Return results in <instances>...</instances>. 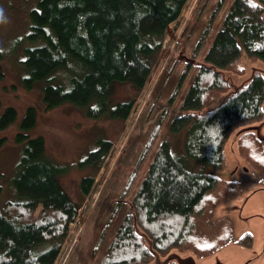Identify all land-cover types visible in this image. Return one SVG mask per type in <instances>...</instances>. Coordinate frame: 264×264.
Listing matches in <instances>:
<instances>
[{"label": "trees", "instance_id": "trees-1", "mask_svg": "<svg viewBox=\"0 0 264 264\" xmlns=\"http://www.w3.org/2000/svg\"><path fill=\"white\" fill-rule=\"evenodd\" d=\"M189 1L40 0L30 12L29 37L41 40L42 44L27 50L24 65L29 77L24 79L25 86L31 89L34 82H45L43 99L47 109L70 102L84 107L88 117L99 118L109 112L110 118L125 123L136 100L120 102L109 110V96L115 84L128 82L139 91L144 89L152 78L168 28L180 19ZM225 1L221 0L219 6ZM245 58L264 63V0L232 2L204 63L243 74ZM60 69L74 71L68 87L54 83ZM189 71L187 67L179 88ZM228 90L220 74L203 66L198 69L180 106L181 114L170 125L174 133L189 127L185 154L173 152L167 141L160 143L101 264L153 262L154 257L146 240L136 232L137 227L161 257L173 250L200 253L192 242L194 219L210 205L215 206L210 196L222 182L219 174L225 169V146L237 128L263 117L264 79L260 74L221 105L203 112L211 101ZM177 95L178 92L172 100ZM93 100L97 105L90 107ZM16 116L14 108H7L0 117V129L11 125ZM35 124L36 110L29 108L21 125L22 133L17 135V141L25 145L13 181L22 200L0 206V264H55L70 226L80 215V208L58 182L62 169L45 155L44 139H28L24 134ZM159 132L160 125L153 131L123 199L151 156ZM112 147L110 141H99L79 165L100 168ZM194 162L201 165L197 171L190 169L198 168ZM95 179V176L83 178L81 190L86 197ZM121 204L122 200L105 230L119 217ZM238 239L244 247L250 248L253 243L249 233Z\"/></svg>", "mask_w": 264, "mask_h": 264}, {"label": "rangeland", "instance_id": "rangeland-1", "mask_svg": "<svg viewBox=\"0 0 264 264\" xmlns=\"http://www.w3.org/2000/svg\"><path fill=\"white\" fill-rule=\"evenodd\" d=\"M39 1L0 0V13L6 18V22L0 23L3 74L0 79V117L10 107L17 112L15 121L0 129V206L22 200L13 185L25 145V142L17 141V135L22 133L21 125L27 110L34 108L36 124L24 134L28 139H44L46 157L62 169L57 176L61 188L80 208L79 218L70 226L68 239L55 264H101L160 143L167 141L173 152L185 154L189 127L174 133L170 125L180 116L186 93L204 64L205 55L234 0H226L221 6V0H190L180 19L168 28L152 78L144 89L139 91L128 82L115 84L109 96V110L120 102L136 100L125 123L110 118L109 112L99 118L88 117L84 107L70 102L47 109L43 99L45 82L36 81L31 89L25 86L24 79L29 77L24 65L27 50L42 44L41 40L34 41L29 37L30 12L37 8ZM263 64L245 58L243 74L222 72L230 85L229 91L232 93L249 82L253 73L246 71L247 68H259L264 77ZM187 67L190 71L179 88ZM73 72L58 70L54 83L68 87ZM176 92L178 95L172 100ZM223 96H217L206 109L213 108ZM96 105L94 100L89 104L90 107ZM158 125L160 132L151 156L123 199V192ZM249 131L264 139V102L260 121L239 127L232 133L225 146V169L219 174L221 185L210 196L215 206L210 205L194 219L192 242L200 253L173 250L166 256H156L153 264L168 261L175 264H264V218L257 216L264 215L259 213L260 210L264 212V165L259 169L257 164L261 159L256 149H246L250 154L244 155L237 142L238 136ZM246 139V144H250V138ZM99 141L113 143L103 165L98 169L93 165L81 167L79 163L97 148ZM194 163L198 168L190 169L199 170L201 165ZM87 176H95L96 182L86 197L81 182ZM253 191L251 198L246 199ZM121 200L120 215L107 231L106 226ZM247 231L254 235L251 248L236 243Z\"/></svg>", "mask_w": 264, "mask_h": 264}, {"label": "water", "instance_id": "water-1", "mask_svg": "<svg viewBox=\"0 0 264 264\" xmlns=\"http://www.w3.org/2000/svg\"><path fill=\"white\" fill-rule=\"evenodd\" d=\"M264 65V64H263ZM205 67V68H207V69H212L214 72H216V73H218V74H220L221 75V77H222V79L228 84V86H229V88H230V85H229V83H228V81L224 78V76H223V74H222V72H224V71H222V70H218V69H215L214 67H212V66H209V65H207V64H202L201 65V67ZM247 68V67H246ZM246 71H251L253 74H252V77H251V79L249 80V82L247 83V84H245L244 86H241L240 88H238L237 90H235L234 92H232L231 93V91H229L228 90V93L226 92V93H224L223 95H227L226 97L225 96H223L221 99V101L218 103V104H216L215 106H213V108H211V109H205L203 112L205 113V112H210V111H212L214 108H216V107H218L219 105H221L223 102H225L232 94H235L239 89H241V88H244V87H247L248 86V84L252 81V79L254 78V76L256 75V74H260L262 77H263V74L259 71V68H251L250 70H248V68H247V70ZM245 72V71H244ZM152 74H153V72H152ZM152 74H151V76H152ZM235 74V73H234ZM263 79H264V77H263ZM225 97V98H224ZM262 110H263V106H262ZM247 133H253V132H244L242 135H240V136H238V138H237V142H238V140L244 135V134H247ZM231 138V137H230ZM257 138L260 140V141H264V139H262V138H260L259 136H257ZM229 141H230V139H229ZM253 193H254V191L252 192V193H248L246 196V199L248 198H251V196L253 195ZM246 202V201H245ZM231 210H234V209H231ZM259 213H264L262 210H260V212ZM257 216H259V217H262V218H264V215H260V214H257ZM137 227V226H136ZM136 232L140 235V236H142L145 240H146V242H147V248H148V250L150 251V253L152 254V256L154 257V259L156 258V256H158V257H160V255L157 253V252H155L154 250H153V245H152V242L147 238V236L137 227V229H136ZM245 233H249V234H251L252 235V237H254V235H253V233L252 232H249V231H247V232H245ZM250 252H253V251H250ZM171 262H173V261H168V262H165L164 264H170ZM154 262H152L151 264H153ZM158 264V263H157Z\"/></svg>", "mask_w": 264, "mask_h": 264}, {"label": "flooded vegetation", "instance_id": "flooded-vegetation-1", "mask_svg": "<svg viewBox=\"0 0 264 264\" xmlns=\"http://www.w3.org/2000/svg\"><path fill=\"white\" fill-rule=\"evenodd\" d=\"M246 138H250L249 139L251 141L250 144H246V142H247V139ZM241 139L239 141V146H241L240 147V151L242 150L241 151L242 154H244V155H248V153L250 154V152H248L246 149H252L253 148V149H256L257 150L258 156L261 159V161L264 160V141H260L257 138V136L255 134H252V133L251 134L244 135L243 136V142H241ZM257 165L259 166V169H260V167H262L264 165V162H258ZM241 237H242V234H241L240 238ZM253 241H254V237H253ZM236 243L239 244V245H241L240 242H239V239L236 240ZM252 246H253V243H252L251 247Z\"/></svg>", "mask_w": 264, "mask_h": 264}, {"label": "clouds", "instance_id": "clouds-1", "mask_svg": "<svg viewBox=\"0 0 264 264\" xmlns=\"http://www.w3.org/2000/svg\"><path fill=\"white\" fill-rule=\"evenodd\" d=\"M6 22V18L3 16L2 13H0V23Z\"/></svg>", "mask_w": 264, "mask_h": 264}, {"label": "snow or ice", "instance_id": "snow-or-ice-1", "mask_svg": "<svg viewBox=\"0 0 264 264\" xmlns=\"http://www.w3.org/2000/svg\"><path fill=\"white\" fill-rule=\"evenodd\" d=\"M261 162H264V160H262Z\"/></svg>", "mask_w": 264, "mask_h": 264}]
</instances>
